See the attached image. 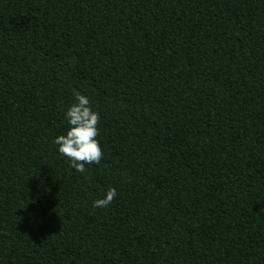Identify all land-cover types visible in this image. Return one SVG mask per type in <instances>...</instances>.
I'll return each instance as SVG.
<instances>
[{
    "label": "trees",
    "instance_id": "trees-1",
    "mask_svg": "<svg viewBox=\"0 0 264 264\" xmlns=\"http://www.w3.org/2000/svg\"><path fill=\"white\" fill-rule=\"evenodd\" d=\"M0 264H264V0H0Z\"/></svg>",
    "mask_w": 264,
    "mask_h": 264
},
{
    "label": "clouds",
    "instance_id": "clouds-1",
    "mask_svg": "<svg viewBox=\"0 0 264 264\" xmlns=\"http://www.w3.org/2000/svg\"><path fill=\"white\" fill-rule=\"evenodd\" d=\"M74 103L64 110L67 130L57 135L53 144L57 152L65 157L68 164L78 173H85L86 165H99L103 156L98 136L99 113L94 111L89 97L74 92ZM117 195L114 187H109L102 197L92 202L94 209H106Z\"/></svg>",
    "mask_w": 264,
    "mask_h": 264
}]
</instances>
